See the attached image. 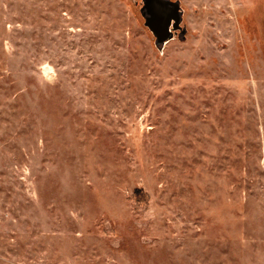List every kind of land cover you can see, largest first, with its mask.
I'll return each mask as SVG.
<instances>
[{
  "label": "rangeland",
  "instance_id": "rangeland-1",
  "mask_svg": "<svg viewBox=\"0 0 264 264\" xmlns=\"http://www.w3.org/2000/svg\"><path fill=\"white\" fill-rule=\"evenodd\" d=\"M0 264H264V0H0Z\"/></svg>",
  "mask_w": 264,
  "mask_h": 264
},
{
  "label": "water",
  "instance_id": "water-1",
  "mask_svg": "<svg viewBox=\"0 0 264 264\" xmlns=\"http://www.w3.org/2000/svg\"><path fill=\"white\" fill-rule=\"evenodd\" d=\"M170 22V14L168 12H160L154 14L150 22V26L159 34V41H164L168 37L167 25Z\"/></svg>",
  "mask_w": 264,
  "mask_h": 264
}]
</instances>
